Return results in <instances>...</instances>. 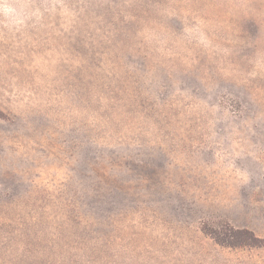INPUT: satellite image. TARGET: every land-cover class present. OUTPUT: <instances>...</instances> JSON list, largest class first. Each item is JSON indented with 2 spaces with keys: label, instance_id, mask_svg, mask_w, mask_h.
Listing matches in <instances>:
<instances>
[{
  "label": "rangeland",
  "instance_id": "rangeland-1",
  "mask_svg": "<svg viewBox=\"0 0 264 264\" xmlns=\"http://www.w3.org/2000/svg\"><path fill=\"white\" fill-rule=\"evenodd\" d=\"M264 0H0V264H264Z\"/></svg>",
  "mask_w": 264,
  "mask_h": 264
},
{
  "label": "trees",
  "instance_id": "trees-1",
  "mask_svg": "<svg viewBox=\"0 0 264 264\" xmlns=\"http://www.w3.org/2000/svg\"><path fill=\"white\" fill-rule=\"evenodd\" d=\"M214 241L228 247L263 246L264 238H261L249 229L236 228L231 225L223 229L203 230Z\"/></svg>",
  "mask_w": 264,
  "mask_h": 264
}]
</instances>
